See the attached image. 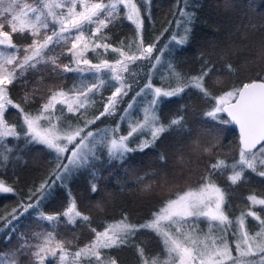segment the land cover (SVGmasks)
I'll return each mask as SVG.
<instances>
[{
	"label": "snow or ice",
	"instance_id": "snow-or-ice-1",
	"mask_svg": "<svg viewBox=\"0 0 264 264\" xmlns=\"http://www.w3.org/2000/svg\"><path fill=\"white\" fill-rule=\"evenodd\" d=\"M141 3L148 4L150 0H141ZM186 3L187 0L185 6ZM180 14L185 25L191 24L194 18L192 13L181 10ZM122 15L142 31L144 17L137 0H0V46L14 50H0V162L7 161L8 155L5 153L11 152L10 148L4 146L5 141L23 136L28 143L42 144L54 150L58 160L68 154V164L62 168L58 165L54 173L59 180L62 173L69 172V165H86L89 157L95 156L97 145L105 147L109 157L123 159L129 152L143 151L151 146L169 128H183V116L171 119L167 125L160 121L158 107L162 103L161 98L178 96L189 87L199 89L205 96L211 95L205 85V78L213 72V66L202 69L197 76L185 78L169 63V75L176 81L175 86L154 87L149 77L137 96L150 99H147L143 107L142 118L139 121H129L126 134H120L119 125L95 133L89 129V125L95 124L102 117L115 115L122 97L131 88L125 75H134L131 65L137 61L152 59L156 64L160 63L158 56H152L155 43L145 44L142 35L134 49L129 44L126 50L123 41L119 47L101 42L106 39L101 35L102 30ZM189 31L186 26L185 35L178 44L186 42ZM14 34H28L31 42L18 46L13 41ZM56 46L60 47L61 54H70L75 67L59 62L58 55L52 54ZM96 49H103L105 52L111 49L118 56L113 61L101 59L98 63H93L86 58V53ZM40 64H50L54 70L58 68L62 72L95 75L91 82L81 78L79 84L68 90L49 89V95L35 112L26 111L20 103L13 101L9 86ZM224 67L229 73L235 71L231 64ZM152 70H155V64L152 65ZM100 73H106L107 79L101 77ZM108 81L116 82L114 90L98 114L90 119H83V126L73 125L65 119V112L78 118L86 117L87 110L96 102L95 94ZM34 96L35 93H25L23 101L30 103ZM212 99L215 106L206 115L222 124L235 123L239 126L238 160L228 164L225 160L218 159L210 164V171L201 176V182L197 186L176 192L174 197L166 199L162 207L153 213L152 219L144 224H132L124 216L119 221L107 224L102 230L91 228L94 236L83 246L73 248L72 241L58 238L56 232V225L61 217L70 225H75L77 220H91L78 209L74 198L62 213L40 212L39 219L50 222L51 230L34 232L31 238L20 234L21 244L7 257H0V264H20L21 255L29 257V264H119L105 250L128 245L141 229L155 233L160 238L162 248L160 252L152 254L145 247L135 245L140 264H264V217L251 210L241 213L235 219L230 217L226 210L228 192L213 180V174L221 170H226L227 180L232 185L245 179L246 170L257 172L259 168L258 175L264 177V75ZM9 107L19 110L22 121L20 131L16 124L9 123L5 118ZM128 108L131 109L132 104ZM220 113H226L230 120L222 119ZM127 115L125 112L120 119L125 120ZM144 132L149 134L150 139L143 140L137 148L130 147V139ZM193 145L197 150L201 148L198 140H193ZM213 147L215 145L204 147L203 151L211 153ZM160 159L163 161L164 157L161 156ZM44 188L45 184H41L37 191ZM150 189V184L144 186L145 191ZM90 191L97 193L95 183L91 184ZM12 192V187L0 181V194ZM33 195L35 192L30 193L27 203L22 202L8 216H0L3 222L0 232H6L9 240L16 232L14 221L19 219V215L39 206V200L35 204L31 202ZM247 199L253 205L264 206V197L253 194ZM246 216L258 222V229L248 228ZM201 221L206 222L207 231L199 228Z\"/></svg>",
	"mask_w": 264,
	"mask_h": 264
},
{
	"label": "trees",
	"instance_id": "trees-1",
	"mask_svg": "<svg viewBox=\"0 0 264 264\" xmlns=\"http://www.w3.org/2000/svg\"><path fill=\"white\" fill-rule=\"evenodd\" d=\"M137 3L140 4L144 17L142 31L137 34L136 26L122 15L102 30L101 35L106 37L103 41L119 47L124 39L131 36L136 39L142 35L145 44L155 43L153 57L164 55L162 51L168 49L164 57L167 65L173 64L185 78L197 76L202 69L213 66V72L205 78V85L211 95L205 96L199 89L189 87L178 96L161 98L162 103L158 107L160 121L167 125L171 119L183 116V128H169L151 146L143 151L129 152L123 159L109 157L107 149L101 146L97 148L94 157H89L86 165L75 167L59 180H54V173L65 158L59 161L57 153L52 149L42 144L28 143L23 136L5 141L4 146L10 148L11 152L5 153L8 155L7 161L0 162V181L12 187L14 192L0 194V216H8L22 202L27 203L32 192L35 195L31 202L35 204L39 200V206L19 215V219L14 221L16 232L11 235L10 240L6 232H0L1 255L19 247L22 242L20 234L31 238V234L36 232L33 227H42V223L44 227L48 226V230L51 229V225L39 219L37 210L59 213L74 198L78 209L91 220H77L75 225H70L61 217L56 230H60V235L69 241L73 238V244L77 246L93 238L91 228L102 230L107 224L119 221L124 216L136 225L151 220L153 213L176 192V189L168 192L160 189L175 180L177 173L184 167L191 164L197 170L196 183L192 182L196 185L201 182V176L210 171L208 166L218 159H223L228 164L237 160L240 149L239 130L232 123L222 124L219 120H212L206 113L214 105L212 97L240 88L244 83L264 75V0H187L186 6L185 0H150L148 4L137 0ZM183 5L185 11L192 13L194 18L191 24L185 25L183 22L181 27H176L177 22L183 18L180 14ZM186 26L190 29L188 38L184 44H178L185 35ZM173 34L177 39L172 40ZM13 41L18 46H23L31 42V37L28 34H14ZM52 54L58 55L61 64L71 63L70 54H61L59 46H56ZM117 56L110 49L107 52L103 49L87 52V57L92 62L105 58L114 60ZM154 63L155 60L152 59L137 61L131 65L134 75L125 74L131 88L122 97L115 115L102 117L88 128L98 129L118 121L130 99L144 87L149 77L154 87L175 86L173 78L166 84L161 81L157 76V67L152 70ZM226 64H231L235 71H226ZM78 77V72H62V69L54 70L50 64H40L10 85L9 94L26 111L35 112L49 95V89H71L77 85ZM101 77L107 79V74L102 73ZM93 78L94 76L88 81L91 82ZM115 83L108 81L99 89L94 96L95 104L87 110L88 114L94 107L88 116L102 110ZM25 93H35L30 103L23 101ZM5 118L16 125L21 121L19 110L11 107L5 113ZM221 118L229 120L225 113H221ZM121 132H127V128ZM193 140L199 141V150L194 148ZM140 143L131 147L137 148ZM211 145H215L212 152L205 154L203 160L201 157L198 160L196 156L204 153V147ZM161 156L164 157L163 161ZM259 170H246L245 179L237 185H232L227 180L226 170L213 174V180L228 192L226 210L233 219L249 210L264 217V206L253 205L247 199L253 194L264 197V177L258 175ZM93 183L98 188L95 194L90 191ZM41 184H45V188L37 191ZM149 184L151 189L145 191L144 186ZM245 220L250 230L258 229L259 224L252 217L246 216ZM2 225L0 220V226ZM137 244L152 254L160 252L162 248L160 238L155 233L141 229L128 245L105 252L114 256L119 264H140L135 248ZM19 259L20 264H29L28 256L21 255Z\"/></svg>",
	"mask_w": 264,
	"mask_h": 264
},
{
	"label": "rangeland",
	"instance_id": "rangeland-1",
	"mask_svg": "<svg viewBox=\"0 0 264 264\" xmlns=\"http://www.w3.org/2000/svg\"><path fill=\"white\" fill-rule=\"evenodd\" d=\"M189 1V0H188ZM181 10H184L185 11V6L183 5L182 7H181ZM183 22H184V18H181L178 22H177V24H176V27H181L182 26V24H183ZM139 32H140V30H138L137 29V34H139ZM139 37L140 36H138L136 39H135V37H129L128 39H124V41H123V44H124V46H125V48H126V50H127V45H129V44H132L133 45V49H134V47H135V43H137L138 41H139ZM173 37H175L176 39H177V36H175L174 34H173V36H172V40H174L173 39ZM101 42H105V41H101ZM106 43H108V42H106ZM110 44V43H109ZM114 46V45H113ZM114 47H116V46H114ZM0 50H3V51H6V52H12V51H14L13 49H8V48H6V47H4V46H0ZM111 50V49H110ZM96 51V50H95ZM168 49H164L163 51H162V53H164V55H159V60H160V63L159 64H156V63H154L155 64V68L157 67V72H158V74H157V76H159V78L161 79V81L162 82H164L165 84L166 83H168V82H170V80H171V76L169 75V69H168V65H167V63H166V58H164L165 56H166V53H168ZM89 52V51H88ZM96 52H94V54H95ZM261 54V53H260ZM112 57H114V56H112ZM86 58H88L87 57V53H86ZM89 59V58H88ZM106 59V58H105ZM109 60V59H108ZM110 61H113V60H110ZM93 63H98V62H93ZM70 66H72V67H75V64L74 63H72V58H71V63L69 64ZM81 67H83V65L81 66ZM95 74H93V73H84L83 75L81 74V73H79V77H78V79H77V82H76V84H79V82H80V79L81 78H84V79H87V80H89L92 76H94ZM100 76L102 75V73H100L99 74ZM156 87H162V86H156ZM143 88V87H142ZM163 88H167L166 86H163ZM141 90V88L134 94V96L130 99V101L128 102V105L129 104H132V108L131 109H129L128 108V105L125 107V109H124V111L121 113V115H120V117L121 116H123V115H125V112H127L128 113V115L126 116V118H125V120H121L120 119V117H119V120L118 121H116L115 123H113V124H109V125H105V126H103V127H101V128H98V129H91L94 133L95 132H99L100 130H102V129H106V128H113V127H116L117 125H119V130H120V134L122 133L121 131L123 130V129H126L127 128V130H128V123H129V121H139L141 118H142V115H143V107L146 105V103H147V99H150V97H143V96H137V93L139 92ZM111 95V93H109L108 94V96L107 97H109ZM107 97H106V99H105V101H104V103L106 102V100H107ZM93 106V105H92ZM215 106V102H214V105H213V107ZM60 106L58 105V108H59ZM212 107V108H213ZM212 108L210 109V110H212ZM94 109V107H92V109H90V112L86 115V117H84V118H78V116H76V115H72V116H70L69 114L70 113H67V112H65V119L68 121V122H70L71 124H73V125H80V126H83V119H85V118H91L92 116H88V115H90L91 113H92V110ZM209 110V111H210ZM208 112V111H207ZM74 116V117H73ZM219 116L221 117V113L219 114ZM21 124H22V121H20V123L17 125V130L18 131H20L21 130ZM127 132H125V133H123V134H126ZM145 139H150V136H149V134L147 133V132H144V133H142V134H138V135H134L131 139H130V141H129V145H130V147L132 146V145H134V144H136V143H138V142H142L143 140H145ZM71 145L69 146V148L71 149ZM99 147H101V145H97L96 146V150H97V148H99ZM54 151V150H53ZM54 153H56L55 151H54ZM197 153V152H196ZM205 154H208V153H206V152H204V153H201V154H199V155H197L196 156V158L198 159V160H200V157H201V159L203 160V158L206 156ZM212 155V154H211ZM238 157H239V155L237 156V160H238ZM56 158H57V156H56ZM63 158H65V161L61 164V168H62V166L63 165H65V164H68V154L66 153V154H64L63 156H61L60 158H59V161H61ZM223 160V159H222ZM190 166V167H189ZM189 166H187V167H184L183 168V170L180 172V173H177V176L175 177V180H173V181H171V182H168V185H167V187L166 186H162V188L160 189V190H162V191H166V192H168L169 190H173V189H176V192H181V191H183V190H185L186 188H188V187H195V186H197L198 184H193V183H196L195 182V180H196V175H197V170H195L194 169V167H192V165L190 164ZM74 168L75 167H73L72 165H69V172H66V173H62L61 174V178H63V177H65L66 175H68L69 173H71L73 170H74ZM57 171V170H56ZM55 171V172H56ZM185 178V179H184ZM54 180H57L56 179V175H54ZM188 180V181H187ZM193 182V183H192ZM175 192V193H176ZM175 193L172 195V196H170V197H174V195H175ZM169 197V198H170ZM168 199V198H167ZM69 206V205H68ZM67 206V207H68ZM66 207V208H67ZM66 208L65 209H63L61 212H59V213H62L64 210H66ZM40 212H42L41 210H37V212H36V214L38 215V217H39V213ZM44 214H56V212L55 213H46V212H43ZM58 213V212H57ZM63 219H65L64 217H63ZM41 220V219H40ZM43 221V220H42ZM65 221H66V219H65ZM44 222H46V223H48L49 225H50V222H47V221H44ZM41 225H42V227H43V231H48V229L46 228V227H48L47 225H46V227H44L43 226V224L41 223ZM42 227H39V226H37V227H33L34 228V230L36 231V232H42ZM56 227H57V225H56ZM199 228L200 229H202L203 231H207V224H206V222H203V221H201V222H199ZM51 230V229H50ZM56 232H57V234H58V238H60V237H62V238H65V237H63L62 235H60V230L58 231V230H56ZM67 241H69V239H67V238H65ZM72 239V242L74 241V239L73 238H71ZM91 240V239H90ZM89 240V241H90ZM89 241H87V242H85V243H83V244H77V246H83L84 244H86V243H88ZM76 246L73 244V248H75ZM10 252H7V253H5V254H0V257H7L8 256V254H9ZM51 263V262H50Z\"/></svg>",
	"mask_w": 264,
	"mask_h": 264
},
{
	"label": "water",
	"instance_id": "water-1",
	"mask_svg": "<svg viewBox=\"0 0 264 264\" xmlns=\"http://www.w3.org/2000/svg\"><path fill=\"white\" fill-rule=\"evenodd\" d=\"M226 114V113H225ZM226 116H227V114H226ZM227 118L230 120V117H228L227 116ZM238 130H239V126L238 125H236L235 123H232ZM240 132V131H239Z\"/></svg>",
	"mask_w": 264,
	"mask_h": 264
}]
</instances>
